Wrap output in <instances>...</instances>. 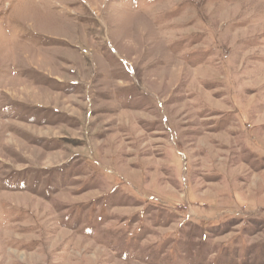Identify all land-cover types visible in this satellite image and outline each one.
I'll return each instance as SVG.
<instances>
[{
	"label": "rangeland",
	"instance_id": "rangeland-1",
	"mask_svg": "<svg viewBox=\"0 0 264 264\" xmlns=\"http://www.w3.org/2000/svg\"><path fill=\"white\" fill-rule=\"evenodd\" d=\"M0 264H264V0H0Z\"/></svg>",
	"mask_w": 264,
	"mask_h": 264
}]
</instances>
